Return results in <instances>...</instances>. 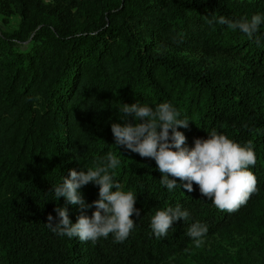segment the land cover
Wrapping results in <instances>:
<instances>
[{
	"label": "trees",
	"instance_id": "obj_1",
	"mask_svg": "<svg viewBox=\"0 0 264 264\" xmlns=\"http://www.w3.org/2000/svg\"><path fill=\"white\" fill-rule=\"evenodd\" d=\"M8 1L19 22L0 27V264H264V19L252 38L208 23L264 18V0ZM197 51L206 61L185 54ZM137 103H170L189 121L177 129L189 149L213 130L242 146L251 140L258 191L231 213L196 184L189 193L177 180L169 191L153 159L115 144L113 123L143 122L122 112ZM109 152L120 160L114 182L137 196L129 237L93 243L53 233L55 208L72 224L80 215L53 189L71 170L106 164ZM79 191L88 204L99 199L93 183ZM177 206L188 220L156 238L152 217ZM196 222L208 227L204 241L228 248L193 253L187 232Z\"/></svg>",
	"mask_w": 264,
	"mask_h": 264
},
{
	"label": "clouds",
	"instance_id": "obj_2",
	"mask_svg": "<svg viewBox=\"0 0 264 264\" xmlns=\"http://www.w3.org/2000/svg\"><path fill=\"white\" fill-rule=\"evenodd\" d=\"M262 19L264 18L260 15H253L250 20H231L223 16L217 20L213 16L208 23L216 22L227 25L232 30L239 29L252 38L258 32ZM255 42L260 43L258 37ZM122 112L134 114L136 121L143 122L134 126L113 123L111 132L115 144L142 158L153 159L162 176L160 183L169 191L178 186L177 180L186 182L183 183V188L189 193L193 191V184H196L200 193L210 199L218 210L229 213L245 205L258 191L257 178L249 170L250 166L256 164L251 140L242 146L213 130L208 139H196L194 147L189 149L184 146L185 135L177 131L178 128H188L189 121L180 119L179 113L170 103H161L155 110L139 103L131 106L124 104ZM105 159L106 164L94 169L79 172L71 170L70 178L63 179V183L53 189L57 199L64 197L71 204L78 205L80 211L78 221L72 224L66 208H55L59 222L54 225V217L50 214L46 223L53 233L93 243L101 237L108 238L109 234L114 236L117 243H122L129 237L136 226L131 217L134 214L140 215L135 207L137 196L132 191L120 190L121 185L113 180L114 172L110 170L120 165L118 157L109 152ZM89 183L99 187V199L92 204L86 203L79 191ZM91 208L96 210L89 217L86 212ZM188 218L189 212L181 210L180 206L159 210L151 219L152 232L158 239L166 237L175 221H187ZM207 232L206 225L196 222L189 227L187 235L194 246L200 248Z\"/></svg>",
	"mask_w": 264,
	"mask_h": 264
},
{
	"label": "rangeland",
	"instance_id": "obj_3",
	"mask_svg": "<svg viewBox=\"0 0 264 264\" xmlns=\"http://www.w3.org/2000/svg\"><path fill=\"white\" fill-rule=\"evenodd\" d=\"M19 19L14 13L10 3L8 0H0V27L5 31H11L17 28ZM23 50L25 47H21ZM190 57H195L201 59V61H206L203 58V53L200 51L193 52V53H185ZM215 246H222L228 248L221 239L218 237L215 240L204 241L203 245L200 248L194 247L192 252L195 254H206V252H213V247Z\"/></svg>",
	"mask_w": 264,
	"mask_h": 264
},
{
	"label": "built area",
	"instance_id": "obj_4",
	"mask_svg": "<svg viewBox=\"0 0 264 264\" xmlns=\"http://www.w3.org/2000/svg\"><path fill=\"white\" fill-rule=\"evenodd\" d=\"M53 0H44L45 3H50L52 2Z\"/></svg>",
	"mask_w": 264,
	"mask_h": 264
}]
</instances>
